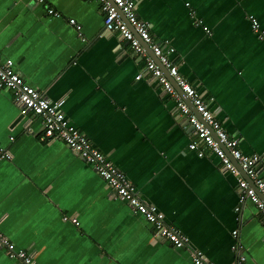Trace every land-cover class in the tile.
<instances>
[{
  "label": "crops",
  "instance_id": "1",
  "mask_svg": "<svg viewBox=\"0 0 264 264\" xmlns=\"http://www.w3.org/2000/svg\"><path fill=\"white\" fill-rule=\"evenodd\" d=\"M134 3L152 40L174 48L171 59L228 136L259 156L264 179V47L248 20L252 14L264 27V0ZM0 56L188 238L183 248L155 238L64 142L41 139L39 118L19 119L12 93L0 90V144L12 154L0 159V233L36 264H192L191 249L212 264H235L239 256L243 264H264L261 213L239 202L236 179L144 73L145 58L105 30L100 2L0 0ZM193 141L204 157L188 148ZM0 264L21 263L0 249Z\"/></svg>",
  "mask_w": 264,
  "mask_h": 264
},
{
  "label": "built area",
  "instance_id": "2",
  "mask_svg": "<svg viewBox=\"0 0 264 264\" xmlns=\"http://www.w3.org/2000/svg\"><path fill=\"white\" fill-rule=\"evenodd\" d=\"M36 1L43 2V0ZM97 1L101 3L105 30L116 33L133 52L145 58L144 73L172 97L178 110L192 127L193 135L218 159L222 169L236 179L239 202L249 200L261 213L264 222V179L261 176L259 156L243 153L238 147V141L228 136L200 93L179 72L177 64L171 59L174 48L169 45L163 48L152 40L149 24L138 18L134 0ZM47 13L53 18L60 16L53 8H47ZM248 20L252 32L264 47V27L252 14L248 15ZM68 23L76 30H80V25L73 18L68 19ZM203 29L208 31L206 27ZM148 51L152 52L156 61L149 57ZM142 75L139 72L134 79L139 80ZM174 85L188 98L199 117L192 112ZM0 90H8L12 93L13 102L21 116L31 113L40 119L43 129L42 140H61L89 165L113 191L116 198L126 202L133 212L140 214L152 226L155 238L167 242L174 248L188 246V238L167 222L164 214L155 205L139 198L135 186L125 173L66 118L58 104L49 101L38 89L26 83L15 70L12 61L3 60L1 56ZM9 139L12 140V137ZM188 148L194 150L199 157L205 156L201 147L194 141L188 145ZM0 159H12V154L1 144ZM63 219L66 220L67 217ZM71 221L77 224L75 218H71ZM235 235L236 230L233 231V236ZM0 249L9 258L21 264H36L30 254L16 248L13 242L1 233ZM190 256L192 264H212L199 250L191 249ZM244 260V256H239L235 264H243Z\"/></svg>",
  "mask_w": 264,
  "mask_h": 264
},
{
  "label": "water",
  "instance_id": "3",
  "mask_svg": "<svg viewBox=\"0 0 264 264\" xmlns=\"http://www.w3.org/2000/svg\"><path fill=\"white\" fill-rule=\"evenodd\" d=\"M166 73V72H165ZM175 86V85H174ZM176 88H177V91L179 92V94L181 95V91L179 90V88L177 87V86H175ZM183 94V93H182ZM192 110H194V108L192 107ZM20 117H19V119L22 117L21 115H19ZM199 116V115H198Z\"/></svg>",
  "mask_w": 264,
  "mask_h": 264
}]
</instances>
